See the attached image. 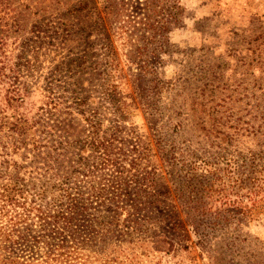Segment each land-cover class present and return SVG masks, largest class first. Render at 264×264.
<instances>
[{"label":"rangeland","instance_id":"obj_1","mask_svg":"<svg viewBox=\"0 0 264 264\" xmlns=\"http://www.w3.org/2000/svg\"><path fill=\"white\" fill-rule=\"evenodd\" d=\"M173 3L179 8L165 39H150L140 22L159 21L160 12L159 4L149 0H0V121L21 118L29 125L26 147H19L21 137L8 125H0V172L9 168L27 185L38 179L48 183L44 154L38 158L29 144L32 139L43 145L58 141L63 132L54 127L58 122L80 141L68 149L73 159L91 158L89 138L114 135L116 159L127 164L139 156L137 172H149L147 183L157 184L151 197L165 214L160 230L180 245L171 255L159 254L143 240L128 243L134 234H127L116 244L118 257L108 264H264V214L215 216L181 231L188 236L183 248L175 231L183 220L172 218L170 208L160 204L188 197L194 178L221 194L239 192L243 171L228 179L222 169L264 152V0ZM121 5L132 18L117 16ZM134 19L140 22L129 24ZM110 58L122 75L119 110L108 103L101 86ZM19 92L23 101L16 100ZM88 118L98 134H92ZM163 184L170 194H164ZM54 196L38 188L24 198L47 209ZM111 250V245L87 246L83 258L93 264L94 252L104 260ZM35 253L31 248L17 255ZM37 259L23 264H42Z\"/></svg>","mask_w":264,"mask_h":264},{"label":"trees","instance_id":"obj_2","mask_svg":"<svg viewBox=\"0 0 264 264\" xmlns=\"http://www.w3.org/2000/svg\"><path fill=\"white\" fill-rule=\"evenodd\" d=\"M172 1L176 2L149 0L151 4H159L157 6L160 17L159 21L151 19L139 21L140 25L145 26L144 32L148 38L154 39L158 36L159 39H165L169 24L174 20V10L179 8L176 3L169 5ZM130 13L132 11L129 12L125 5H121L116 15L132 18ZM139 22L134 19L129 21V24ZM117 68L119 66L116 59L110 58L105 61L101 86L108 103L116 104L119 110L122 107L120 101L123 100V92L119 89L122 75L115 71ZM12 97L15 96L12 94ZM51 97H54L53 94L48 96L49 102H54V98ZM77 97L74 95L72 99L77 107H81L82 101ZM16 100L23 101L22 93L17 94ZM86 123L92 129V134H98L96 123L92 119H86ZM2 125H8L21 137L19 147L28 145L25 135L28 133L29 125L25 119L6 121ZM63 125L64 122L55 124V128L62 127V133L65 135L61 133L57 136L59 140L52 139L50 145H47L48 142L43 145L40 140H30L32 142L29 145L34 148L38 158L44 154L42 158L46 172L44 179L48 183L42 181L43 183L39 184L38 179L27 185L17 173L7 172L9 168L0 172V263L23 264L38 258L36 261L42 264H86L85 259L88 256L83 258V249L99 244L104 249L111 245L112 256H107L103 260L104 256L94 252L96 262L93 264H108L118 257L113 253L119 251L117 245L123 242L127 234H134L130 237L131 242H128L132 245L143 240L155 253L173 254L180 244L175 242L173 236L160 230L166 220L165 214L155 206L157 202L151 197L156 192L154 188L157 184L147 183L146 176H150L149 172L143 174L137 172L140 157H132L127 164L116 159L112 150L116 136L111 135L108 139H88L87 146L91 149V158L82 155L76 159L70 158L69 147L72 146V142L80 141L70 138L69 126L65 125L64 128ZM46 134L53 137L52 133ZM39 146L45 148L47 152L40 153ZM78 149L80 150L81 146ZM131 152L137 153L134 152V147ZM3 163L8 164V161ZM226 167L227 169L222 171H225L228 179L234 178V171H243V178L239 181V192L221 194L222 190L217 191L210 184L204 183V180L194 178L193 181L196 180V183L189 186L188 197L170 200L169 204L160 201V204L170 208L172 218L183 220L182 227L175 229L179 234L178 238L185 243L183 248L188 247V236L182 235L181 231L186 232V229L199 223L209 222L215 216L229 218L264 214V152L250 155L236 166L227 164ZM38 188L55 195L47 209L24 198L26 192ZM160 188L165 195L170 194L166 185L163 184ZM148 208L151 209V214L145 215L143 212ZM123 214L125 219L121 220ZM31 248L36 249L34 256L25 258L17 255L19 251L24 252L25 249Z\"/></svg>","mask_w":264,"mask_h":264}]
</instances>
